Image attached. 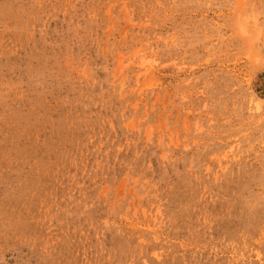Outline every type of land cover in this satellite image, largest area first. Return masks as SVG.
I'll use <instances>...</instances> for the list:
<instances>
[{
    "label": "rangeland",
    "instance_id": "1",
    "mask_svg": "<svg viewBox=\"0 0 264 264\" xmlns=\"http://www.w3.org/2000/svg\"><path fill=\"white\" fill-rule=\"evenodd\" d=\"M0 264H264V0H0Z\"/></svg>",
    "mask_w": 264,
    "mask_h": 264
},
{
    "label": "bare ground",
    "instance_id": "2",
    "mask_svg": "<svg viewBox=\"0 0 264 264\" xmlns=\"http://www.w3.org/2000/svg\"><path fill=\"white\" fill-rule=\"evenodd\" d=\"M135 56V55H134ZM143 63V62H142ZM156 80V79H155ZM138 82V81H137ZM148 82V81H147ZM152 82V81H151ZM145 85V84H144ZM147 85H148V83H147ZM147 85L145 86V87H147ZM150 85H148V87H149ZM151 86H152V83H151ZM123 88V87H122ZM157 99V98H156ZM155 99V100H156ZM154 104V103H153ZM136 107V106H135ZM146 114V113H145ZM149 126V125H148ZM138 128V127H137ZM145 134V133H144Z\"/></svg>",
    "mask_w": 264,
    "mask_h": 264
}]
</instances>
